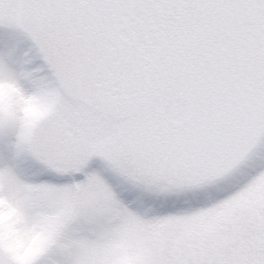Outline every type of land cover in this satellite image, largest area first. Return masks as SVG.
I'll list each match as a JSON object with an SVG mask.
<instances>
[{"label":"rangeland","instance_id":"374dc122","mask_svg":"<svg viewBox=\"0 0 264 264\" xmlns=\"http://www.w3.org/2000/svg\"><path fill=\"white\" fill-rule=\"evenodd\" d=\"M142 1L173 71L112 116L62 1L0 0V264H264V0Z\"/></svg>","mask_w":264,"mask_h":264},{"label":"trees","instance_id":"16d2710c","mask_svg":"<svg viewBox=\"0 0 264 264\" xmlns=\"http://www.w3.org/2000/svg\"><path fill=\"white\" fill-rule=\"evenodd\" d=\"M66 13L65 36L81 58L80 82L91 105L102 113L122 116L149 101L172 73L171 63L153 60L142 47L147 29L135 18L122 42V18L135 15L142 0H61ZM130 38V39H129Z\"/></svg>","mask_w":264,"mask_h":264},{"label":"water","instance_id":"95a60500","mask_svg":"<svg viewBox=\"0 0 264 264\" xmlns=\"http://www.w3.org/2000/svg\"><path fill=\"white\" fill-rule=\"evenodd\" d=\"M148 6H150V3L147 4ZM258 18L261 22H264V9H261L258 12ZM256 25V21L248 19L245 20L244 22H237L236 26L238 28H244V27H254Z\"/></svg>","mask_w":264,"mask_h":264}]
</instances>
